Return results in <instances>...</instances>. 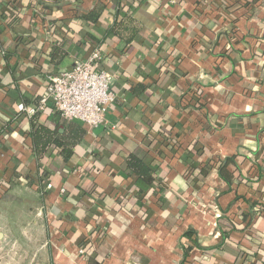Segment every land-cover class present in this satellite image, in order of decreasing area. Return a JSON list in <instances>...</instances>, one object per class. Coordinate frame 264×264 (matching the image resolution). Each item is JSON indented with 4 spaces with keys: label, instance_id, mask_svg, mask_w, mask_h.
<instances>
[{
    "label": "crops",
    "instance_id": "1",
    "mask_svg": "<svg viewBox=\"0 0 264 264\" xmlns=\"http://www.w3.org/2000/svg\"><path fill=\"white\" fill-rule=\"evenodd\" d=\"M121 10L130 44L112 31ZM95 51L115 102L80 121L70 157L38 158L18 104ZM57 113L47 101L34 118L53 128ZM132 153L153 170L146 192ZM34 229L43 264H181L187 245L188 264H264V0H0V264H16L3 240Z\"/></svg>",
    "mask_w": 264,
    "mask_h": 264
},
{
    "label": "built area",
    "instance_id": "2",
    "mask_svg": "<svg viewBox=\"0 0 264 264\" xmlns=\"http://www.w3.org/2000/svg\"><path fill=\"white\" fill-rule=\"evenodd\" d=\"M101 60L100 52L95 51L86 60H76L73 66L49 75L46 95L37 105L21 102L19 111L34 115L51 101L64 118L81 121L90 128L98 126L116 100L111 90L113 74L101 66ZM51 187V183L46 186ZM80 253L88 256L86 248H81Z\"/></svg>",
    "mask_w": 264,
    "mask_h": 264
},
{
    "label": "trees",
    "instance_id": "3",
    "mask_svg": "<svg viewBox=\"0 0 264 264\" xmlns=\"http://www.w3.org/2000/svg\"><path fill=\"white\" fill-rule=\"evenodd\" d=\"M136 27L135 20L129 15L128 12H124L123 10L119 11L118 18L113 25L112 31L122 37L126 43H132V40L139 34V29ZM57 56L58 60H60L63 54H55L53 57ZM37 114V113H36ZM32 119V137L35 152L38 155V158L41 157L52 145L55 147H61L62 152L66 158L70 157L73 148L82 141L85 130L82 127V124L78 120H68L64 118L60 113H57L54 120L55 126L53 128L43 125L37 122L36 117ZM63 127L65 130L63 132L59 131V127ZM9 132L7 128H3L2 134ZM233 163V158H227L220 167L219 172L222 175V167L227 166L228 164ZM126 170L133 176H135V182L137 187L143 191H148L153 184L155 183V177L153 175V170L150 166V163L145 159L139 157L138 155L132 153L128 157L125 165ZM192 230H189L185 233V236L190 238ZM99 240L98 237L95 236L94 239L87 238L85 242H83L82 246L90 245L89 248L96 247ZM92 246V247H91ZM192 245H187L184 247L185 249V259L181 264H188L186 255L192 249Z\"/></svg>",
    "mask_w": 264,
    "mask_h": 264
},
{
    "label": "rangeland",
    "instance_id": "4",
    "mask_svg": "<svg viewBox=\"0 0 264 264\" xmlns=\"http://www.w3.org/2000/svg\"><path fill=\"white\" fill-rule=\"evenodd\" d=\"M32 232L33 233H31V235L33 238V242H29L28 240H22L19 238L18 240H3L2 243L5 244V248L9 247V249L13 250L14 255H15L14 259H15L16 264H39L41 263L39 257H35V256H32L33 254H29L30 250L37 248L38 245L40 244V242L38 243V241L34 242V239L37 237V235L38 237L40 236L39 232H37V230L35 229ZM19 236L23 237V235H17L16 237H19ZM41 264H43V261Z\"/></svg>",
    "mask_w": 264,
    "mask_h": 264
},
{
    "label": "water",
    "instance_id": "5",
    "mask_svg": "<svg viewBox=\"0 0 264 264\" xmlns=\"http://www.w3.org/2000/svg\"><path fill=\"white\" fill-rule=\"evenodd\" d=\"M72 61V60H71ZM74 62H69V60H66V61H64L63 62V64H62V67H66V66H68V65H70V64H73Z\"/></svg>",
    "mask_w": 264,
    "mask_h": 264
}]
</instances>
